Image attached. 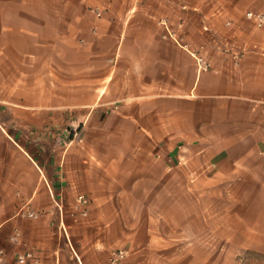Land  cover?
I'll use <instances>...</instances> for the list:
<instances>
[{
  "label": "crops",
  "instance_id": "obj_1",
  "mask_svg": "<svg viewBox=\"0 0 264 264\" xmlns=\"http://www.w3.org/2000/svg\"><path fill=\"white\" fill-rule=\"evenodd\" d=\"M247 11L264 0H0L4 264L21 247L38 264H103L115 225L137 222L117 207L193 225L172 247L190 264H264V24ZM80 192L103 232L67 224ZM23 202L40 215L15 214ZM120 231L128 253L142 250Z\"/></svg>",
  "mask_w": 264,
  "mask_h": 264
},
{
  "label": "rangeland",
  "instance_id": "obj_2",
  "mask_svg": "<svg viewBox=\"0 0 264 264\" xmlns=\"http://www.w3.org/2000/svg\"><path fill=\"white\" fill-rule=\"evenodd\" d=\"M70 131L71 132L65 131L66 136L72 135V133L74 135V131L73 130ZM87 194L91 197L90 193ZM67 201H66V205H67ZM71 206L72 204L67 208V214L69 217L68 216L66 217V222L67 224H69L70 222L72 225H77L80 227V228L76 227V229L78 230L76 234L79 238L87 237L92 231H96V230H100V232L104 231L103 228L107 226L105 224L91 225L90 223H87L89 213L86 216L78 215L75 213L71 215L70 214ZM100 208L101 207H99V210L102 211L103 209ZM116 209L120 212V214L130 215L131 218L135 219L137 222L132 223L130 225H125V224L115 225L116 242L114 246L116 247L119 245L123 246L122 245L123 241L119 240V237L121 235V231H120L121 227H125V228L128 227L131 233L130 238L135 239V237H137L138 241L141 242V244L144 243L143 239H146L148 235L152 236L155 241L152 247L148 245L140 246L141 245L140 244L137 247H142L139 248L142 249L141 251L138 250L134 251L135 249L132 248L131 253L127 252L128 255L127 258L129 264H190L189 263L190 257L184 254H179V255L175 254L174 253L175 250L172 249V247H176L178 245L187 246L189 243L192 242V240H190L191 239L190 237L193 235L192 232L193 225H186L182 223L177 224L175 225L178 226V230L176 231V230H172L171 228L172 225L169 223H161L157 221V223L145 224L138 222L146 219L147 216H151V218L153 219L154 217H156V219L162 218V220L165 219V217L169 219L170 212L167 209H159V208L144 209L139 207H135V208L117 207ZM179 219H181V217ZM84 222L87 224L82 225V223ZM66 228L68 229V225H66ZM172 238L175 239L173 246L171 244Z\"/></svg>",
  "mask_w": 264,
  "mask_h": 264
},
{
  "label": "built area",
  "instance_id": "obj_3",
  "mask_svg": "<svg viewBox=\"0 0 264 264\" xmlns=\"http://www.w3.org/2000/svg\"><path fill=\"white\" fill-rule=\"evenodd\" d=\"M97 16L101 15V11L96 6L91 7ZM246 16L252 19L257 25L264 24V13H256L253 11H247ZM166 30L169 34H173L170 30L167 21L162 20ZM195 56L196 64L199 69H206L210 66L209 61L203 55L193 53ZM91 203V198L87 193L80 192L74 197V201L71 206L70 214H78L86 216L89 212V205ZM58 207H61V203H57ZM15 214L20 215L24 218L34 219L40 215V211L34 209L29 202L21 203L15 210ZM75 217V216H74ZM9 240L12 243L21 242V230L18 227H14L11 234L9 235ZM127 256V249L123 246H118L113 248L108 258L103 264H120L121 261ZM15 261L19 264H38L40 262L39 256L36 254L32 247H21L15 254ZM0 264H4V249L0 247Z\"/></svg>",
  "mask_w": 264,
  "mask_h": 264
}]
</instances>
